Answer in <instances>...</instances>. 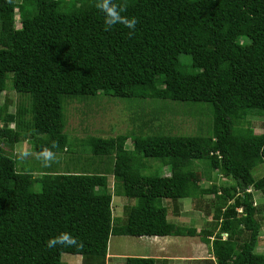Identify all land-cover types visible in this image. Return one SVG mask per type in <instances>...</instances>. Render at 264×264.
Listing matches in <instances>:
<instances>
[{"label":"trees","instance_id":"trees-1","mask_svg":"<svg viewBox=\"0 0 264 264\" xmlns=\"http://www.w3.org/2000/svg\"><path fill=\"white\" fill-rule=\"evenodd\" d=\"M114 2L137 19L132 35L123 25L105 30L98 0H0V96L11 73V89L27 99L15 111L0 104V264H63V253L105 264L111 235H198L210 253L201 264H264L255 251L264 221L246 190L264 196V175L253 174L264 164V132L243 126L247 114L264 110V0ZM181 54L189 56L186 68ZM97 95L207 102L211 131L91 134L81 140L85 157L71 149L64 103ZM160 112L148 114L146 127ZM22 139L34 151L55 142L58 163L42 166L37 176L18 171L10 151ZM144 159L160 160L168 174H142ZM214 171L234 183L204 188L202 178ZM211 193L212 228L168 220L164 199L174 202L177 215L182 199ZM113 195L136 200L124 205L123 217L112 213ZM61 232L83 246L47 248ZM157 261L128 255L123 264Z\"/></svg>","mask_w":264,"mask_h":264},{"label":"rangeland","instance_id":"rangeland-1","mask_svg":"<svg viewBox=\"0 0 264 264\" xmlns=\"http://www.w3.org/2000/svg\"><path fill=\"white\" fill-rule=\"evenodd\" d=\"M17 25H21V20L18 13L15 15ZM180 61L183 63V68H186V62H189V56L181 54ZM12 74L8 73L6 79V89L0 96V104L7 103V108L10 111H15L21 100L26 104L27 99L22 98L11 89ZM86 100V101H84ZM66 125L65 131L71 143L72 151L80 153L82 156L90 155L87 148L81 144V140L87 135H100L103 137L115 136L117 134L129 132L133 134L148 135L154 133L163 134H182V135H207L211 131L212 126V109L207 102H175V101H160L151 98L136 99V98H120L116 96H95L90 99L66 100ZM71 101V102H70ZM161 102V103H160ZM171 103L170 108L165 103ZM166 106L168 108H166ZM163 107V110L160 108ZM159 118L154 119L149 126V122H143L148 119V114L157 115ZM12 125V124H11ZM243 126H247L254 133L264 132V110H253L245 117ZM160 132H157L159 131ZM30 140L22 139L16 143L13 151H10L15 160L16 169L31 170L34 175H38L42 164L33 157L25 160H19L14 152L18 147H23L30 151H34ZM126 148L132 149L130 139L126 141ZM71 154L66 151L61 152L60 156L64 160H68ZM76 157L77 154H74ZM145 167L141 170L144 175L150 174H168V168L163 166L160 160L144 159ZM197 170L202 172L203 163H197ZM256 178L264 175V164H259L253 170ZM212 178L208 180L203 177L201 185L208 188L211 183L216 185H230L234 183L232 178H226L216 171L211 173ZM109 189L112 192L113 178L108 176ZM39 184L34 185V189H39ZM253 193L254 203L259 206L261 220L264 221V196L260 191L250 188ZM135 199H128L124 196L113 195L112 197V213L114 216L123 217V207L126 204H134ZM182 206L177 215L173 211V201L164 199L163 203L168 208L167 218L169 221L187 227H195L197 231L202 229L212 228V213L214 210L213 202L214 195L205 194L195 201L191 198L181 200ZM261 231L259 239L255 246V251L264 254V223H261ZM164 243L160 245L161 241ZM157 240L152 237L136 238L126 235H111L108 241L107 252L114 258H107L109 264H123L124 256L134 255L147 256L153 255H172L175 256L173 261L175 264H201V259L210 257L208 246L203 243L198 235L196 236H172L165 239ZM160 243V244H158ZM118 253V256L116 253ZM158 252V253H157ZM112 253V254H111ZM189 259V260H187ZM63 264H86L83 262L81 255L63 253L61 256ZM113 260V261H112ZM106 262V261H105ZM159 262V261H158ZM157 262V264H158Z\"/></svg>","mask_w":264,"mask_h":264},{"label":"clouds","instance_id":"clouds-1","mask_svg":"<svg viewBox=\"0 0 264 264\" xmlns=\"http://www.w3.org/2000/svg\"><path fill=\"white\" fill-rule=\"evenodd\" d=\"M96 8L104 16L106 31L110 30L115 25H123L125 28L129 29V35H132L135 31L136 25L138 23L137 19L135 17L130 18L122 15V13L126 11V9L117 5L114 0H98ZM57 147L58 145L55 142H53L51 147L44 146L39 151H30L23 147H18L15 150L14 155L19 160H25L29 157H33L36 160L40 161L44 168H50L54 163H58L57 154L55 151H53V149ZM45 246L52 249L57 247H82L83 244L82 241H79L70 233L61 232L58 235L50 237L46 241Z\"/></svg>","mask_w":264,"mask_h":264},{"label":"crops","instance_id":"crops-1","mask_svg":"<svg viewBox=\"0 0 264 264\" xmlns=\"http://www.w3.org/2000/svg\"><path fill=\"white\" fill-rule=\"evenodd\" d=\"M181 203V206H182V202H180ZM180 206V207H181ZM180 211V210H179ZM179 213V212H178ZM170 236V235H169ZM169 236H134V237H136V238H145V237H152V239H155V238H157V240H160V239H165V238H167V237H169ZM172 236H176V235H172ZM223 238L225 239L226 238V235L225 234H223ZM161 242V244L160 243H158V244H160V245H162L165 241L164 240H160ZM166 244V242L164 243V245ZM114 253H116V251H114ZM158 253V252H157ZM112 254V253H111ZM116 255L118 256V253H116ZM141 256H147L146 254H143V255H141ZM106 257L107 258H114V256H111L110 255V253H108L107 252V255H106ZM152 257H155V258H157L158 259V264H175L176 263V261H173L174 259H175V256H172V255H168V256H165V255H162V256H160V255H153ZM107 258H106V262H105V264H109L107 261H109V260H107ZM124 258H125V256H124ZM187 260H189V259H187ZM113 261V260H112Z\"/></svg>","mask_w":264,"mask_h":264},{"label":"built area","instance_id":"built-area-1","mask_svg":"<svg viewBox=\"0 0 264 264\" xmlns=\"http://www.w3.org/2000/svg\"><path fill=\"white\" fill-rule=\"evenodd\" d=\"M247 191H250V189L248 188V189H246Z\"/></svg>","mask_w":264,"mask_h":264}]
</instances>
